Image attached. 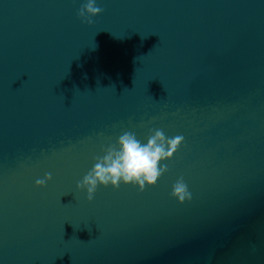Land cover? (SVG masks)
Instances as JSON below:
<instances>
[{
  "label": "water",
  "instance_id": "1",
  "mask_svg": "<svg viewBox=\"0 0 264 264\" xmlns=\"http://www.w3.org/2000/svg\"><path fill=\"white\" fill-rule=\"evenodd\" d=\"M87 2L0 0V264H264V0ZM154 130L156 184L89 201Z\"/></svg>",
  "mask_w": 264,
  "mask_h": 264
},
{
  "label": "clouds",
  "instance_id": "2",
  "mask_svg": "<svg viewBox=\"0 0 264 264\" xmlns=\"http://www.w3.org/2000/svg\"><path fill=\"white\" fill-rule=\"evenodd\" d=\"M102 10L96 6L95 0L88 2L80 9V17L92 23L89 17L98 15ZM90 14V16L88 15ZM155 135L148 137L147 144H142L133 132H124L118 141V146H110L106 149L107 155L104 156L102 163L94 165L93 169L84 176L77 187L81 190L86 189L88 200L94 198V193L98 189V183L107 186L109 182L118 188L120 181L125 184L139 183L143 189L145 181L149 185H155L162 171L158 167L159 162L166 156H171L177 149L183 136L168 138L166 141L167 151L163 141L165 140L162 130H154ZM166 165L164 169L166 170ZM51 174L46 179L51 180ZM38 185H45L44 179L37 180ZM174 194L181 200L187 194L186 186L183 183L174 185Z\"/></svg>",
  "mask_w": 264,
  "mask_h": 264
}]
</instances>
